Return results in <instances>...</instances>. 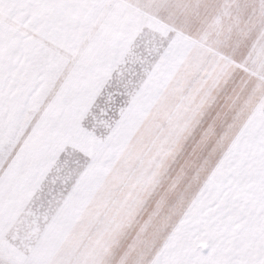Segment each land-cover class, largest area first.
<instances>
[{
	"label": "snow or ice",
	"instance_id": "obj_1",
	"mask_svg": "<svg viewBox=\"0 0 264 264\" xmlns=\"http://www.w3.org/2000/svg\"><path fill=\"white\" fill-rule=\"evenodd\" d=\"M0 264H264V0H0Z\"/></svg>",
	"mask_w": 264,
	"mask_h": 264
}]
</instances>
